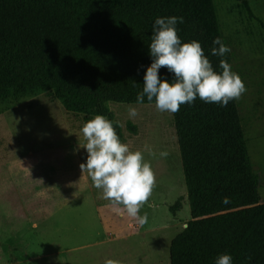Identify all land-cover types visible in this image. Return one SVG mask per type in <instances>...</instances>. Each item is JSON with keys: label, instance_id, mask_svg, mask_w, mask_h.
Listing matches in <instances>:
<instances>
[{"label": "trees", "instance_id": "obj_1", "mask_svg": "<svg viewBox=\"0 0 264 264\" xmlns=\"http://www.w3.org/2000/svg\"><path fill=\"white\" fill-rule=\"evenodd\" d=\"M166 16L183 17L177 35L198 41L214 71L221 59L231 65V51L210 54L216 37L227 45L214 0H0V105L48 93L86 121H113L122 141L108 104H135L151 25ZM173 119L191 220L171 242L170 264H213L222 253L233 264H264V204L238 99L220 107L197 98Z\"/></svg>", "mask_w": 264, "mask_h": 264}, {"label": "rangeland", "instance_id": "obj_2", "mask_svg": "<svg viewBox=\"0 0 264 264\" xmlns=\"http://www.w3.org/2000/svg\"><path fill=\"white\" fill-rule=\"evenodd\" d=\"M214 1L232 71L246 87L239 111L264 204V0ZM128 105L108 104L122 142L142 151L155 175L142 225L82 173L84 115L68 113L48 93L0 105V264H170L171 242L191 220L173 113L133 104L138 115L129 118Z\"/></svg>", "mask_w": 264, "mask_h": 264}, {"label": "clouds", "instance_id": "obj_3", "mask_svg": "<svg viewBox=\"0 0 264 264\" xmlns=\"http://www.w3.org/2000/svg\"><path fill=\"white\" fill-rule=\"evenodd\" d=\"M183 17H156L151 25L150 43L147 45L151 63L144 68L142 91L137 93L135 105H142L145 98L161 113H175L183 104L191 105L199 98L205 103L225 107L239 99L246 87L239 75L232 71L226 60L219 62L220 72L214 71L196 40L182 42L177 35V24ZM210 54L224 57L231 49L219 37L213 39ZM218 46V47H216ZM164 68L170 78L159 73ZM139 71V69H138ZM129 118L138 115L137 107L129 104ZM86 157L80 165L87 173L92 186L99 190L102 199L123 206L127 215L139 224L147 221V214L140 215V208L151 195L155 175L151 164L140 150L133 151L117 135L114 122L103 115H94L79 129ZM149 155L156 154L145 145ZM166 157V152H160ZM227 202V198H224ZM105 264H117L107 260ZM213 264H233L227 253L218 255Z\"/></svg>", "mask_w": 264, "mask_h": 264}]
</instances>
